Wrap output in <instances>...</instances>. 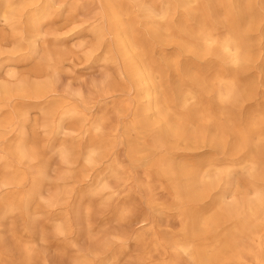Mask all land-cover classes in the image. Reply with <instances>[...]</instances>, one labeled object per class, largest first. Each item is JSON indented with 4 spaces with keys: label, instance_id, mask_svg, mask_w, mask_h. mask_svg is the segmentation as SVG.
Here are the masks:
<instances>
[{
    "label": "rangeland",
    "instance_id": "374dc122",
    "mask_svg": "<svg viewBox=\"0 0 264 264\" xmlns=\"http://www.w3.org/2000/svg\"><path fill=\"white\" fill-rule=\"evenodd\" d=\"M112 1L124 8L139 37L147 36L148 26L162 25V39L147 38L145 48L155 79L169 94L179 86L188 98L169 109L182 134L184 120L187 129L196 128L191 113L201 106L241 129L249 118L264 127L262 0L258 27L249 33L252 58L235 79L251 85L250 96L238 103L220 101L215 89L203 91L190 79L220 73V80H230L218 56L190 51L201 16L214 39L228 34L222 15L215 19L203 11L210 0H183V6L174 0ZM41 9L44 15L32 26ZM35 83L49 91L31 94ZM142 101L107 30L103 0H0V264H193L187 252L165 242L183 225L170 181L129 155L132 147L157 145L152 130L136 127ZM227 141L223 151L178 145L172 157L215 160L220 179L214 197L240 211L264 193V181L250 174L262 163L245 148L232 149L231 135ZM260 221L236 239L240 258L225 264H264V215ZM246 246L261 248V260Z\"/></svg>",
    "mask_w": 264,
    "mask_h": 264
},
{
    "label": "bare ground",
    "instance_id": "6f19581e",
    "mask_svg": "<svg viewBox=\"0 0 264 264\" xmlns=\"http://www.w3.org/2000/svg\"><path fill=\"white\" fill-rule=\"evenodd\" d=\"M174 2L183 6V0ZM203 6V11L211 18L223 16L222 24L228 34L222 39H214L213 32L208 29L205 19L201 16L197 29L192 34L193 48L190 51L196 57L207 54L218 56L222 64L226 65L225 68L231 71V76L228 81L220 80V73H215L209 79L193 74L190 79L203 91L215 89L220 101L238 103L240 99L250 96L251 85L242 86L235 79L242 75L254 52L249 33L256 30L259 23L257 0H210ZM103 7L107 30L122 59L124 71L138 96L144 98L140 109L142 119L136 127L152 130L155 133L153 139L157 143L156 147L151 149L132 147L130 158L142 161L147 169L165 176L170 181L176 203L180 204L182 209L183 225L179 236L166 239L165 242L173 248L180 247L183 252H187L193 264H225L239 259L236 239L249 232L248 230L253 231L261 226L264 193L256 195L252 200H246L244 206L242 205L243 210L239 211L233 205L226 206L214 197L220 179L219 172L213 166L215 160L205 163L176 161L172 157V150L178 145L184 150L208 145L215 148V151H223L228 144L227 137L231 135L232 149L245 148L250 157L261 159V169L258 165H253L250 174L264 181V127L256 119L249 118L241 129L234 120H222L220 115L206 113L204 106H201L191 113L198 121L196 128L187 129L189 122L184 120L182 134L179 125L171 122L169 109L174 103H186L188 98L182 95L179 86L174 87L173 95L169 94L162 82L155 79L150 55L145 48L147 38H151L152 42L162 39V25L148 26L145 30L147 36L139 37L129 21L131 19L123 16L122 6L116 5L112 0H103ZM165 9L168 10L169 5ZM260 9L264 12V0ZM42 14L41 9L32 15V26ZM228 64H231V69L227 67ZM48 89L46 85L39 83L30 86L31 94L39 97L49 91ZM20 146L18 149L22 152ZM157 148H164V152H157ZM100 157H93L92 160H98ZM250 160L253 163V160ZM227 222L231 225L229 223L230 226H226ZM244 251L255 260H261V248L253 251L250 246H246Z\"/></svg>",
    "mask_w": 264,
    "mask_h": 264
}]
</instances>
